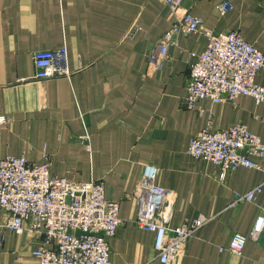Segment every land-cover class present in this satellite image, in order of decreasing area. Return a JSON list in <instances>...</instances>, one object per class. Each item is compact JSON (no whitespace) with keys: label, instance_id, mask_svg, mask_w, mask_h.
<instances>
[{"label":"crops","instance_id":"1","mask_svg":"<svg viewBox=\"0 0 264 264\" xmlns=\"http://www.w3.org/2000/svg\"><path fill=\"white\" fill-rule=\"evenodd\" d=\"M222 1L233 5L225 15ZM184 10L202 19L199 30L179 33L154 68L151 52ZM232 30L264 52V0H183L177 13L165 0H0V115L10 119L0 125V159L25 156L48 161L51 174L68 180L103 181L123 219L109 240L112 264H162L155 233L134 222V192L149 163L160 169L157 183L175 194L171 227L211 218L175 264H264V232L241 255L228 250L264 208V170L240 166L222 176L218 165L188 153L203 129L236 123L264 143V102L252 96L182 103L206 33ZM63 46L72 75L37 79L34 53ZM256 80L264 87V73ZM254 160L264 164V156ZM260 184L253 201L235 202ZM4 221L0 209V264H39L42 239Z\"/></svg>","mask_w":264,"mask_h":264},{"label":"built area","instance_id":"2","mask_svg":"<svg viewBox=\"0 0 264 264\" xmlns=\"http://www.w3.org/2000/svg\"><path fill=\"white\" fill-rule=\"evenodd\" d=\"M182 2L165 0L175 13L182 8ZM232 8L229 1L217 5L221 15ZM201 23L199 16L184 10L151 52L150 65L158 67L168 56L175 37L181 32L198 31ZM206 34L205 50L189 67L183 105L193 108L204 98L221 103L241 95L252 96L257 103L264 102V87L256 80L259 73H264V52L237 30ZM34 59L37 79L70 77L73 73L65 46L36 51ZM9 120L0 115V125ZM188 153L218 165L222 176L240 166L264 170V164L254 160L256 156H264V143L243 123L223 129H203L190 140ZM159 171L151 163L143 168L134 192L138 206L134 222L155 233L159 261L175 264L196 232L211 218L200 217L171 227L175 194L157 183ZM261 191L262 184L257 185L239 195L235 202L253 201ZM0 209L5 214L4 227L42 239L43 244L34 252L39 264H112L109 240L123 219L119 214L120 203L106 198L103 181L68 180L51 174L48 161L33 163L25 156L8 155L0 159ZM263 232L264 208L251 233H236L228 250L241 255L247 240L258 241Z\"/></svg>","mask_w":264,"mask_h":264}]
</instances>
